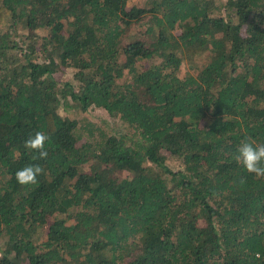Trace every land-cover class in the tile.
<instances>
[{
    "label": "trees",
    "instance_id": "16d2710c",
    "mask_svg": "<svg viewBox=\"0 0 264 264\" xmlns=\"http://www.w3.org/2000/svg\"><path fill=\"white\" fill-rule=\"evenodd\" d=\"M130 1L0 0V264H264V0Z\"/></svg>",
    "mask_w": 264,
    "mask_h": 264
},
{
    "label": "clouds",
    "instance_id": "9594fccd",
    "mask_svg": "<svg viewBox=\"0 0 264 264\" xmlns=\"http://www.w3.org/2000/svg\"><path fill=\"white\" fill-rule=\"evenodd\" d=\"M49 139L44 132L37 131L24 141L23 147L33 153V161L46 160L49 155L46 148ZM234 159L248 175L264 179V144L258 143L252 137H246L241 140ZM44 171V168L39 164H28L15 173V178L22 186L36 185L38 177ZM240 182L245 183V179L242 178ZM259 255L257 253L258 258Z\"/></svg>",
    "mask_w": 264,
    "mask_h": 264
},
{
    "label": "rangeland",
    "instance_id": "374dc122",
    "mask_svg": "<svg viewBox=\"0 0 264 264\" xmlns=\"http://www.w3.org/2000/svg\"><path fill=\"white\" fill-rule=\"evenodd\" d=\"M139 0H132L129 2L128 7L131 8L134 6L136 3H138ZM139 4V3H138ZM67 74L62 75L61 73L56 74L57 79L65 78L67 80H71L72 78V69H66ZM68 111V112H67ZM64 110L62 107H60L59 112L61 113L62 116L66 117H87L91 121H94L100 125L105 126L109 131L114 132L120 130L118 128V123H117V118L112 117L106 110L101 109V108H95V107H90L86 112L80 115L78 113V110L76 108H72L69 110ZM87 139V134L83 133L82 138L79 139V145L82 144L85 140ZM166 155V154H165ZM167 164L169 167L172 169H180L182 168V164H173L169 161V159L166 160Z\"/></svg>",
    "mask_w": 264,
    "mask_h": 264
}]
</instances>
